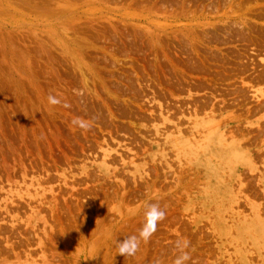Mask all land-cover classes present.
Returning a JSON list of instances; mask_svg holds the SVG:
<instances>
[{
  "label": "rangeland",
  "instance_id": "obj_1",
  "mask_svg": "<svg viewBox=\"0 0 264 264\" xmlns=\"http://www.w3.org/2000/svg\"><path fill=\"white\" fill-rule=\"evenodd\" d=\"M183 238L264 264V0H0V264H173Z\"/></svg>",
  "mask_w": 264,
  "mask_h": 264
},
{
  "label": "clouds",
  "instance_id": "obj_2",
  "mask_svg": "<svg viewBox=\"0 0 264 264\" xmlns=\"http://www.w3.org/2000/svg\"><path fill=\"white\" fill-rule=\"evenodd\" d=\"M78 94L82 95V93L80 92H78ZM47 100L50 105L61 104V100L51 94H49ZM63 106L69 107L70 105L65 103ZM72 123L73 125L85 131L91 127V121H85L81 117L75 118ZM165 217L166 212L160 208L159 204H147L146 210L144 212V223L139 230V234L129 236L123 240H118L116 242L118 255L125 258L135 256V254L140 250L141 243H147L151 240V238L157 231L159 222L163 221ZM175 247L178 250L179 254L175 257L173 264H187V262L191 260L190 252L187 251V249L190 248V242L186 238L178 239L175 243ZM157 264H161V262L157 261Z\"/></svg>",
  "mask_w": 264,
  "mask_h": 264
}]
</instances>
